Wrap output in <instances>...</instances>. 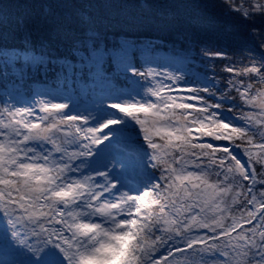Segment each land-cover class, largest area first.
Masks as SVG:
<instances>
[{"label":"snow or ice","instance_id":"6c2138e0","mask_svg":"<svg viewBox=\"0 0 264 264\" xmlns=\"http://www.w3.org/2000/svg\"><path fill=\"white\" fill-rule=\"evenodd\" d=\"M42 7L0 5L22 37L0 33V264H264V0L171 4L168 42ZM216 10L244 22L247 55L205 42ZM161 48L195 70H159Z\"/></svg>","mask_w":264,"mask_h":264},{"label":"trees","instance_id":"16d2710c","mask_svg":"<svg viewBox=\"0 0 264 264\" xmlns=\"http://www.w3.org/2000/svg\"><path fill=\"white\" fill-rule=\"evenodd\" d=\"M46 2L48 0H0V5L5 6L7 13L12 16L30 15L39 17L43 14L44 9L42 5ZM188 2L189 0H113V7L111 9L97 6L89 10L86 7L88 4L95 3L100 5V0H73L75 4L73 11H87L90 15L99 16H106L109 12L114 13V24L107 29L108 35L119 36L120 34H124L131 38L161 39L168 42L175 39V30L171 27L174 19H170L168 13L176 11V9H170L168 6L171 4H186ZM23 3L29 4V7L26 9L21 8L19 5ZM181 10L189 12L192 15H195L197 11L192 8ZM212 16L216 21V31L208 34L205 37V42L216 46L213 48V51H226L229 59L238 60L239 57L247 55L244 51L245 49L256 47V42L249 37L248 28L239 17L226 16L220 10L214 11ZM129 18L136 22L130 23ZM4 31L8 32L7 40L10 46H22L20 43L22 37L19 31L13 29L11 26L6 30L0 27V33ZM41 38L42 34L34 33L32 36L33 44L39 43ZM0 42H2V38H0ZM194 47L199 51L200 44H196ZM158 51L159 56L156 58V63L158 61L161 62V56L187 60L185 54L177 55L164 48L158 49ZM188 55L195 56V53H189ZM194 63L198 66V61H194ZM228 63L229 60L225 59L215 61L218 79L228 78L232 75L223 71L224 66ZM186 67L190 72L195 70L188 63V60ZM118 86L124 85L118 84Z\"/></svg>","mask_w":264,"mask_h":264},{"label":"rangeland","instance_id":"374dc122","mask_svg":"<svg viewBox=\"0 0 264 264\" xmlns=\"http://www.w3.org/2000/svg\"><path fill=\"white\" fill-rule=\"evenodd\" d=\"M160 59L161 62L158 61L156 64L163 65V67L159 69L161 71H167L177 76L189 75L191 73L190 70L186 67L187 60L184 59L179 60L169 56H165V57L161 56ZM237 155H240L238 151H237Z\"/></svg>","mask_w":264,"mask_h":264}]
</instances>
